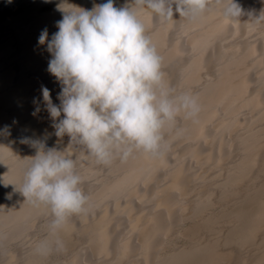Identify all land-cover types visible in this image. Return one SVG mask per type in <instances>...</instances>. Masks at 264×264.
Wrapping results in <instances>:
<instances>
[{
  "label": "bare ground",
  "instance_id": "obj_1",
  "mask_svg": "<svg viewBox=\"0 0 264 264\" xmlns=\"http://www.w3.org/2000/svg\"><path fill=\"white\" fill-rule=\"evenodd\" d=\"M54 1L49 12L34 6L4 21L16 35L0 34V130L7 126L0 131V264H264V20L249 24L264 0H235L243 12L235 21L225 19L219 6L197 19L174 13L167 22L141 13L164 58L167 81L198 94L202 111L196 121L180 119L166 133L174 153H137L104 169L82 145H69L68 136H48L54 129L41 86L56 105L61 86L47 71L51 55L38 38L45 28L49 39L58 31V5L91 10L107 0ZM113 3L119 8L133 0ZM34 99L41 109L35 115ZM26 136L66 149L83 179H90L82 185L89 210L72 216L57 236L48 208L20 192L31 163L25 158L36 154L21 143ZM179 235L188 243L174 249L171 240ZM56 238L62 248L38 250ZM16 244L21 248L13 250Z\"/></svg>",
  "mask_w": 264,
  "mask_h": 264
},
{
  "label": "clouds",
  "instance_id": "obj_2",
  "mask_svg": "<svg viewBox=\"0 0 264 264\" xmlns=\"http://www.w3.org/2000/svg\"><path fill=\"white\" fill-rule=\"evenodd\" d=\"M61 5L57 6L63 12L56 22L58 31L49 39L45 28L38 38L51 55L47 71L61 86L59 105L41 86L54 129L48 136H68L69 145H82L102 165L127 161L137 153L163 158L170 148L166 133L180 119L196 121L202 106L198 94L178 90L167 81L164 58L141 13L148 11L167 22L174 13L197 19L219 6L225 19L235 21L243 14L241 6L235 0H133L117 8L107 0L91 10L72 6L73 10L65 11ZM256 20H264V10ZM34 104L35 115L41 109L39 101L34 99ZM0 131H7V126ZM21 143H30L36 154L25 158L31 163L20 192L33 205L48 208L50 231L57 236L72 216L90 207L77 158L67 155L66 149L46 148L43 140L26 136ZM53 246L62 248L63 242L45 240L38 250L47 252Z\"/></svg>",
  "mask_w": 264,
  "mask_h": 264
},
{
  "label": "rangeland",
  "instance_id": "obj_3",
  "mask_svg": "<svg viewBox=\"0 0 264 264\" xmlns=\"http://www.w3.org/2000/svg\"><path fill=\"white\" fill-rule=\"evenodd\" d=\"M55 4H56V2L54 0H49V1H46V2H43V3H37V0H11V2H9V0H0V34L5 33V34H7L9 36L12 35V34L16 35V32L14 31V27L11 26V25H6V23H4V21L12 20V19H14L16 17L21 16L23 11H25L26 9L32 8L34 6H37V8L39 7L38 11L40 13H46V12L51 11L54 8ZM255 21L259 22L257 20H254V21H250L249 24H253V22H255ZM254 27L256 29H260L262 27V25L261 24H255ZM252 40H254V39H252ZM31 74H33L40 81H42V80L44 81V80H48L49 79L46 76L42 77V75L37 74V72H31ZM55 82H57V81H55ZM210 129H212V126L210 127ZM228 139L230 140L231 138L227 137V140ZM46 148H47V146H46ZM27 151L28 152H33V147L32 146L29 147ZM174 152H175L174 147H172V145H170L168 153L172 154ZM96 166L99 167V168H102V169L105 168V165H102V164H98ZM88 182H90V179H87V180L83 179V185L87 184ZM212 187L214 188V190H216V188H217L216 186H211L210 188L213 189ZM185 224L188 225L189 223L188 222L183 223V225H185ZM171 242H172V248L176 249V248H178V247H180L182 245H186L188 243V238H185V236H183V235H179L178 238L176 237L175 239H172ZM18 247L21 248L20 244L13 245L12 249L13 250L14 249H18ZM82 248H83V246H80V248L79 249L77 248V250L74 253H79ZM245 253L246 254H244V255L248 256L250 254V251L246 250ZM59 257L63 258L65 256L60 255ZM54 264H58V263H54ZM85 264H86V262H85Z\"/></svg>",
  "mask_w": 264,
  "mask_h": 264
}]
</instances>
